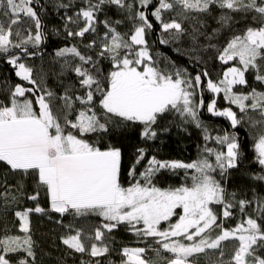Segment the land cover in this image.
Listing matches in <instances>:
<instances>
[{
  "label": "snow or ice",
  "instance_id": "1",
  "mask_svg": "<svg viewBox=\"0 0 264 264\" xmlns=\"http://www.w3.org/2000/svg\"><path fill=\"white\" fill-rule=\"evenodd\" d=\"M56 7L73 9L62 28L77 41L54 54L61 74L75 76L62 91L38 80L28 63L43 58L47 39L35 0H0V56L21 81L0 92V220L11 211L23 233L10 234L6 224L0 230V264H35L31 217L50 213L66 229L63 245L87 257L80 264H264V0H60ZM156 30L162 45L186 38L191 53L214 52L224 70L214 78L171 61L160 67L148 39ZM205 111L253 130L260 170L247 189L225 184L241 167L242 140L235 132L213 136ZM173 117L203 131L197 159H158L141 147L125 166L121 147L108 139L135 124L143 140H154ZM178 170L179 186L154 182ZM121 228L144 246L118 247Z\"/></svg>",
  "mask_w": 264,
  "mask_h": 264
},
{
  "label": "trees",
  "instance_id": "2",
  "mask_svg": "<svg viewBox=\"0 0 264 264\" xmlns=\"http://www.w3.org/2000/svg\"><path fill=\"white\" fill-rule=\"evenodd\" d=\"M60 0H35V6L40 12V15L45 21V31L47 39L41 45L40 50L44 52L43 58L39 55L28 58L35 69V77L39 80L44 77L46 86L55 90L62 91L64 87H71L75 81V76L71 72L64 70L62 72V61L55 57V51L59 48L69 46L76 43V40L65 38L62 24V16L73 14V9L57 8L56 5ZM67 2V0H63ZM75 4H79L80 0H74ZM119 19V16L113 17ZM203 20L204 17L202 16ZM210 27H215V23L208 21ZM244 22L236 25L237 30L243 27ZM102 27V26H101ZM59 28V34H56L53 29ZM131 28L130 24L120 26L122 32H128ZM102 34V33H101ZM160 32L156 30L148 37L149 45L154 55V59L158 57L160 67H166L169 61L174 62L176 67L187 68L189 72L195 74L204 69H207L215 78L223 70L224 67L220 61L214 59V52H200L193 54L190 51V43L186 38L170 42L162 45L159 43ZM14 83H21L18 77L15 76V69L9 65L3 56H0V92L5 91ZM27 84V82H22ZM212 94H205L207 102ZM218 106L227 107L228 102L223 99H217ZM235 110V106H232ZM258 118V117H254ZM202 119L208 125L209 132L215 136L224 131L229 133L235 132L243 142V158L241 167L238 170H230L225 184L229 191L239 192L241 189H247L249 183H256L251 180V175L260 170V166L255 164V154L253 148V130L246 124L238 129H233L227 119L223 117H215L206 111L203 112ZM167 127L168 131L163 128ZM140 127L138 125H130L122 131H118L114 137H109V141L121 147L124 155L125 166L134 162L138 148H145L149 155H155L158 159L164 160H183L189 162L199 157L201 149L205 141L204 133L201 129L194 125H182L175 117L163 122L161 129L158 130V136L151 141H145L140 136ZM210 143V142H209ZM142 171V168H138ZM10 182H14L12 177H9ZM184 181L183 170H178L176 174L171 172H162L158 177L157 186L169 187L179 186ZM2 203V202H0ZM26 206L31 207V201H24ZM42 206L47 207V200L41 199ZM16 207L9 205V208ZM51 219L48 216L33 214L32 220V238L35 241L36 262L35 264H80L81 259H87L86 256H81L79 253H74L63 245L61 237L65 234V227L58 223L61 219L59 214L50 213ZM67 224L70 217L63 218ZM93 223H98L99 218L91 217ZM6 226L11 230L10 234H19V222L14 214L9 211L7 216L0 220V230ZM227 226V225H226ZM117 246L143 247V243H138L137 238L123 228L115 233ZM151 244V240L148 241ZM154 253L148 252L149 258H154ZM110 259L118 261V254H113ZM107 264V262H105ZM203 264V261H202Z\"/></svg>",
  "mask_w": 264,
  "mask_h": 264
}]
</instances>
